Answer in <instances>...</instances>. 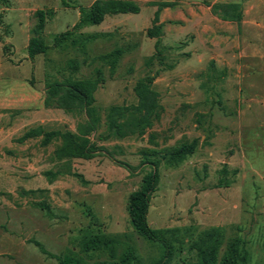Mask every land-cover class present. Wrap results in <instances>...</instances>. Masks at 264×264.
Instances as JSON below:
<instances>
[{
	"label": "rangeland",
	"instance_id": "374dc122",
	"mask_svg": "<svg viewBox=\"0 0 264 264\" xmlns=\"http://www.w3.org/2000/svg\"><path fill=\"white\" fill-rule=\"evenodd\" d=\"M92 1L0 0V71L42 95L37 104L0 110V125L14 132L0 137V264H57L32 241L57 256L72 250L87 264L116 260L131 245L139 258L130 264H152L159 249L135 234L126 214L127 196L149 171L142 161L192 138L196 148L184 160L159 163L147 210L149 226L176 228L177 235L189 239L167 264L194 262V251L187 250L190 239L210 226L221 227L225 238L243 240L244 264H264V0H133L137 13L106 15L97 25L74 28L79 8ZM161 1L172 4L159 11V54L146 65V57L155 54V38L145 29ZM215 2H239L242 17L226 26L221 22L207 34L189 13L204 19ZM36 9L49 11L41 32L48 48L31 62L22 61L20 46L27 29L29 37ZM65 30L70 34L54 47L53 37ZM86 34L93 37L84 42ZM66 59L78 62L76 77L95 76L97 70L93 97L101 117L108 105L134 103L132 85L145 74L152 76L161 110L149 129L152 143L147 133L99 139L101 125L89 137L111 157L71 159L69 172L50 181L44 171L66 169L52 157L57 141L41 146L39 137L24 143L15 139L28 125L75 131L79 115L42 104L45 82L67 73ZM16 97L9 96L11 105ZM143 149L155 152L144 156ZM114 233L124 236L112 256L107 250L81 251L90 237Z\"/></svg>",
	"mask_w": 264,
	"mask_h": 264
},
{
	"label": "trees",
	"instance_id": "16d2710c",
	"mask_svg": "<svg viewBox=\"0 0 264 264\" xmlns=\"http://www.w3.org/2000/svg\"><path fill=\"white\" fill-rule=\"evenodd\" d=\"M170 1L155 3V10L151 18V25L145 29L147 37L155 38V54H151L145 59L146 65L159 54V35L161 23L158 20L159 11L164 7H169ZM139 10L133 0H93L88 6L79 8V17L74 24V28L99 24L104 16L137 13ZM212 15L220 20L238 23L242 17V7L239 2H215L210 5ZM49 13V11H48ZM43 9L33 11L34 23L29 28V37L26 45V55L32 59L39 53H44L48 46L44 43L41 32L48 14ZM70 34L65 30L53 37V46L58 47ZM93 35H84V42L92 38ZM118 55V53H116ZM111 62H115V59ZM78 62L75 59H66V74H60V79L47 80L44 85L42 104L44 107L58 108L66 113L80 116L76 124L75 131L68 129L45 130L37 125L29 127L18 136L15 141L23 142L26 139L39 137V144L46 146L52 141L57 144L52 150L54 160L66 164V169L46 170L44 175L51 181L63 172H69L67 163L71 159H89L96 154L106 153L109 157L110 151L103 145H97L90 139V135L95 133L101 125L103 131L98 134L99 139H121L129 136H142L147 133L146 141L152 143L154 135L149 131L155 121L158 120L161 106L159 104L158 92L153 88L152 76L142 75L138 77L133 85L132 92L135 102L131 104H111L103 112V116L94 104L93 92L100 81L97 76L76 77ZM59 72V69L57 70ZM197 145V139L184 140L171 147H165L160 156L153 159H146L141 164H148L149 171L143 176L140 186L129 192L126 201V214L135 234L148 243L156 245L159 255L152 258V264H167L173 257V252L177 248L179 252L189 239L177 235L179 229L176 228H152L147 222V210L151 194L156 189L158 181L157 167L160 162L167 165H175L192 153ZM147 151V152H146ZM151 150L143 149L142 155ZM161 160H160V159ZM124 165L126 169L132 166L116 161ZM139 164V165H141ZM61 166V165H60ZM184 234H189L188 228L182 229ZM122 233L105 234L90 237L82 244L81 251L107 250L112 256L114 245L120 242ZM41 253L56 259L57 264H87V262L72 250L62 256H57L46 251L38 241H32ZM177 244V247H175ZM187 250L194 251L195 261L186 264H244L247 251L243 240L233 235L225 238L223 229L219 226H210L199 230L194 238L190 239ZM138 254L134 246L127 245L126 249L118 259L110 257L109 260H101L93 264H130L131 261H138Z\"/></svg>",
	"mask_w": 264,
	"mask_h": 264
},
{
	"label": "crops",
	"instance_id": "0c3cea01",
	"mask_svg": "<svg viewBox=\"0 0 264 264\" xmlns=\"http://www.w3.org/2000/svg\"><path fill=\"white\" fill-rule=\"evenodd\" d=\"M160 13V12H159ZM161 15V14H160ZM192 16L197 19L196 21V26L197 28L200 27L201 31L207 32V34H211L214 32L215 30V26H219L220 23L222 22L223 26H226L225 24L227 23V21H223L218 19L217 17L211 15V13L208 11L207 9V14L204 17V19H202V17L198 16L197 14H194L193 11L189 13V17ZM158 20L159 22H163V19H159V15H158ZM190 20V19H189ZM162 28V27H161ZM20 32H22V29H20ZM21 36L23 35L22 33H20ZM1 38H5V37H1ZM27 39H28V29L26 30V34L24 37V44L21 45V49L24 50L25 54L24 59L23 60H29L31 62V59H29L26 55V45H27ZM2 40V39H0ZM5 40V39H4ZM22 61L19 63L21 65ZM1 66V65H0ZM7 73V74H5ZM18 85V86H16ZM41 92V91H40ZM14 95H18V97H16L13 101L16 100V105H11V100L9 101V96H14ZM0 97H2V99L6 100V103H0V110H2V112H6L10 107L11 108H19V107H27L28 104H32V103H36L37 104V100L40 99V97H42L41 93H36L35 91L32 92V87H30V85H28L27 82H18V79L15 78V75L12 74L11 72H3L0 71ZM6 97V98H4ZM42 99V98H41ZM40 108L44 109V107H42V104L39 106ZM48 109V108H47ZM40 122H43V120H41ZM26 124H30V123H26ZM41 125V124H40ZM31 127V125L26 126L25 130L27 128ZM7 128L3 125H0V137L3 138V134H9L8 137L11 136V134H14L13 132V128L10 129V133L8 132V130H6ZM28 140V139H27ZM26 140L23 141V143ZM22 143V142H21ZM14 150V149H12ZM59 163L58 161L56 162V164ZM31 188V187H30ZM26 190H30V189H26Z\"/></svg>",
	"mask_w": 264,
	"mask_h": 264
}]
</instances>
